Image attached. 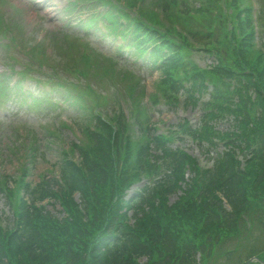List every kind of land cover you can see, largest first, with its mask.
<instances>
[{
  "label": "trees",
  "instance_id": "16d2710c",
  "mask_svg": "<svg viewBox=\"0 0 264 264\" xmlns=\"http://www.w3.org/2000/svg\"><path fill=\"white\" fill-rule=\"evenodd\" d=\"M260 1L259 43L249 0H201L194 9L189 0H174L173 12L165 14L166 33L175 32L170 24L177 21L184 34L159 35L165 40L157 51L164 44L168 52L152 56L159 77L150 98L156 104L160 93L171 109L176 103L198 108L194 127L183 118L156 135L150 117L139 118L145 111L140 80L116 71L115 61L107 66L105 76L128 79L125 96L133 107L128 115L121 105L118 112H90L81 128L84 138L70 140L78 156L72 149L71 156L63 152L58 178L26 182V165L17 179L3 177L0 192L10 214L0 212V264H242V253L244 260L264 259ZM136 3L126 0L128 7ZM137 13L132 21L140 35L160 34L156 13L143 6ZM109 20L114 30L129 31L130 23L122 25L113 14ZM198 43L216 64L202 68L189 57ZM186 134L198 141L210 166L171 145ZM36 146L33 136L29 151ZM142 175L152 185L125 200V191ZM46 199L59 204L62 215L41 203Z\"/></svg>",
  "mask_w": 264,
  "mask_h": 264
},
{
  "label": "rangeland",
  "instance_id": "374dc122",
  "mask_svg": "<svg viewBox=\"0 0 264 264\" xmlns=\"http://www.w3.org/2000/svg\"><path fill=\"white\" fill-rule=\"evenodd\" d=\"M63 1L64 0H46L45 3L48 4V8L44 10L45 13H42L40 8H38L31 0H7L10 6L17 9V12L21 13L22 17L18 15L17 20H19L24 34H29L31 31L33 35L38 30L49 33L52 29L56 28L58 21L53 20L56 19L54 18V12ZM105 42H107V47H111V38H107ZM129 64H131V60L129 61ZM135 64L137 65L138 61ZM135 70L138 71L139 80H141V82L147 87L146 94H152L154 92L153 89L155 88V81L158 78V73L144 67L139 68V70ZM118 89L120 90L122 100L124 101L123 106H128V102L131 99L125 96V87L119 86ZM29 109L32 111L24 112L23 109H18V111L15 112L16 108L11 107V105L3 104V108L0 110V177L5 175L14 176L21 173L20 168L27 158L26 155L29 148V141L27 138L16 136L15 129L23 127L26 130H33L31 136H35L34 134L38 136L37 145L39 146H37V149L33 153L35 156L33 157V160H31V163L34 162V164L30 163L31 170L28 175V178L32 181H38L37 175H44L46 170L50 169L49 167L54 166L59 158L60 147L69 139V134L66 131H63L61 133L60 141L55 139L50 145L43 147L44 140L41 139V137H43L41 136V130H43L42 128L44 127L51 126V123L55 120V116L53 111L48 108V106L43 112L34 111L35 108L31 107ZM191 115V112L187 113L189 118H191ZM161 117L166 124L173 123L175 119V116L171 112L167 111L163 112ZM23 124H25V126ZM58 141L61 144H59ZM186 149L190 153L192 151L195 154H199L197 145L192 141L187 144ZM45 176L49 177L48 175ZM2 206V209H4L5 212H8L4 197L0 194V207ZM46 207L54 212V208L50 205ZM55 209L56 211L59 209L58 205H55Z\"/></svg>",
  "mask_w": 264,
  "mask_h": 264
}]
</instances>
